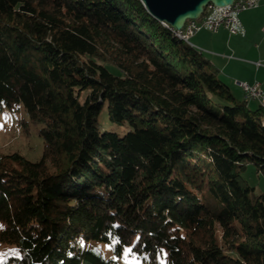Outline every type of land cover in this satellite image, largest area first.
I'll return each mask as SVG.
<instances>
[{
  "label": "trees",
  "instance_id": "trees-1",
  "mask_svg": "<svg viewBox=\"0 0 264 264\" xmlns=\"http://www.w3.org/2000/svg\"><path fill=\"white\" fill-rule=\"evenodd\" d=\"M4 107L44 150L0 149L2 264H264V106L141 0H0Z\"/></svg>",
  "mask_w": 264,
  "mask_h": 264
},
{
  "label": "crops",
  "instance_id": "crops-1",
  "mask_svg": "<svg viewBox=\"0 0 264 264\" xmlns=\"http://www.w3.org/2000/svg\"><path fill=\"white\" fill-rule=\"evenodd\" d=\"M241 32L232 33L225 27L218 30L201 29L189 37L190 42L219 69V78L234 95L248 104L264 103L247 99L237 82L259 83L264 94V1L255 8L238 14ZM260 63V64H258Z\"/></svg>",
  "mask_w": 264,
  "mask_h": 264
},
{
  "label": "rangeland",
  "instance_id": "rangeland-1",
  "mask_svg": "<svg viewBox=\"0 0 264 264\" xmlns=\"http://www.w3.org/2000/svg\"><path fill=\"white\" fill-rule=\"evenodd\" d=\"M252 109L259 106L258 103H251ZM21 119L28 120L24 110L13 112L7 107L0 109V149L6 153L19 152L31 161H39L42 158L44 150V140L38 134L37 128L30 124L29 132L23 130ZM103 130H108L124 136L130 129L127 125H121L110 120L108 111L105 109L100 117ZM243 177L255 188V194H264V175L257 171L256 167L251 164L243 173ZM2 224L0 223V228ZM92 248L100 250L102 254L110 260L109 264H145L140 258L131 253L127 248L121 256H117L112 245L104 242L95 241ZM17 251L11 246H4L0 242V264H2L10 255L16 254Z\"/></svg>",
  "mask_w": 264,
  "mask_h": 264
},
{
  "label": "built area",
  "instance_id": "built-area-1",
  "mask_svg": "<svg viewBox=\"0 0 264 264\" xmlns=\"http://www.w3.org/2000/svg\"><path fill=\"white\" fill-rule=\"evenodd\" d=\"M263 1L264 0H235L232 5L227 7H218L214 4H209L199 18L187 20L181 31L188 33L190 36L204 28L218 30L220 27H225L232 33L241 32L242 28L238 14L243 10L258 7ZM237 83L243 89L245 95L249 96L251 99L264 102V94L259 83Z\"/></svg>",
  "mask_w": 264,
  "mask_h": 264
},
{
  "label": "water",
  "instance_id": "water-1",
  "mask_svg": "<svg viewBox=\"0 0 264 264\" xmlns=\"http://www.w3.org/2000/svg\"><path fill=\"white\" fill-rule=\"evenodd\" d=\"M148 12L157 20L182 30L185 22L197 19L209 4L227 7L235 0H141Z\"/></svg>",
  "mask_w": 264,
  "mask_h": 264
},
{
  "label": "bare ground",
  "instance_id": "bare-ground-1",
  "mask_svg": "<svg viewBox=\"0 0 264 264\" xmlns=\"http://www.w3.org/2000/svg\"><path fill=\"white\" fill-rule=\"evenodd\" d=\"M162 24H163L164 26L170 28V29L175 33V35L178 36L180 39H182V40H184V41H186V42H188V43H191L190 40H189L190 35H188V33H184V32L181 31V30H180V31H177V30H175L170 24H168V23H166V22H162ZM245 97H246L247 99H250V97L247 96V95H245ZM260 102H261V100H260ZM262 103H264V102H262Z\"/></svg>",
  "mask_w": 264,
  "mask_h": 264
}]
</instances>
